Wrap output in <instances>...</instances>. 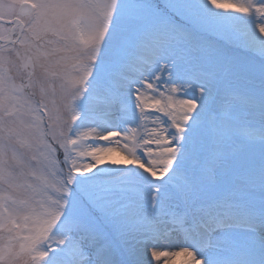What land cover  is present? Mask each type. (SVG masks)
<instances>
[{
	"label": "snow or ice",
	"instance_id": "1",
	"mask_svg": "<svg viewBox=\"0 0 264 264\" xmlns=\"http://www.w3.org/2000/svg\"><path fill=\"white\" fill-rule=\"evenodd\" d=\"M161 257L264 264V0H0V264Z\"/></svg>",
	"mask_w": 264,
	"mask_h": 264
},
{
	"label": "rangeland",
	"instance_id": "2",
	"mask_svg": "<svg viewBox=\"0 0 264 264\" xmlns=\"http://www.w3.org/2000/svg\"><path fill=\"white\" fill-rule=\"evenodd\" d=\"M161 250V248L158 249V251ZM167 258L161 257L159 261L153 260L152 264H165ZM183 257H177L175 260L171 262V264H183Z\"/></svg>",
	"mask_w": 264,
	"mask_h": 264
},
{
	"label": "bare ground",
	"instance_id": "3",
	"mask_svg": "<svg viewBox=\"0 0 264 264\" xmlns=\"http://www.w3.org/2000/svg\"><path fill=\"white\" fill-rule=\"evenodd\" d=\"M101 143H106V142H101ZM110 157L113 158V159H117V160H119V159L121 158L120 154H117V153H115V152H114V153H111V154H110ZM158 249H159V248H158ZM158 249H157V250H158Z\"/></svg>",
	"mask_w": 264,
	"mask_h": 264
}]
</instances>
